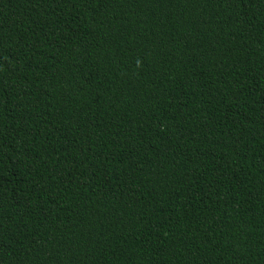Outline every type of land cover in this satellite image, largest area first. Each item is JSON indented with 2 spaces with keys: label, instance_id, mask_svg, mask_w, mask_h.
Listing matches in <instances>:
<instances>
[{
  "label": "trees",
  "instance_id": "16d2710c",
  "mask_svg": "<svg viewBox=\"0 0 264 264\" xmlns=\"http://www.w3.org/2000/svg\"><path fill=\"white\" fill-rule=\"evenodd\" d=\"M0 264H264V0H0Z\"/></svg>",
  "mask_w": 264,
  "mask_h": 264
}]
</instances>
